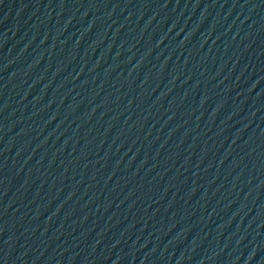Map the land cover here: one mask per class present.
I'll use <instances>...</instances> for the list:
<instances>
[{
  "label": "water",
  "instance_id": "95a60500",
  "mask_svg": "<svg viewBox=\"0 0 264 264\" xmlns=\"http://www.w3.org/2000/svg\"><path fill=\"white\" fill-rule=\"evenodd\" d=\"M0 264H264V0H0Z\"/></svg>",
  "mask_w": 264,
  "mask_h": 264
}]
</instances>
